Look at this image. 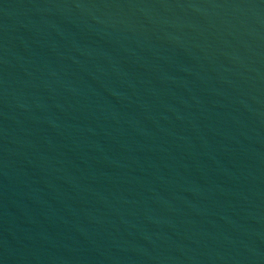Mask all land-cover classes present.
<instances>
[{
  "label": "water",
  "instance_id": "1",
  "mask_svg": "<svg viewBox=\"0 0 264 264\" xmlns=\"http://www.w3.org/2000/svg\"><path fill=\"white\" fill-rule=\"evenodd\" d=\"M0 264H264V0H0Z\"/></svg>",
  "mask_w": 264,
  "mask_h": 264
}]
</instances>
